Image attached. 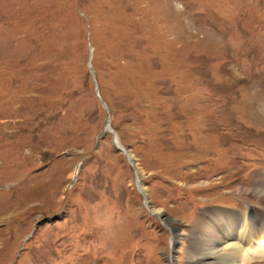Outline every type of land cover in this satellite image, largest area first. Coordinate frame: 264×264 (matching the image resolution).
I'll list each match as a JSON object with an SVG mask.
<instances>
[{"label":"rangeland","instance_id":"obj_1","mask_svg":"<svg viewBox=\"0 0 264 264\" xmlns=\"http://www.w3.org/2000/svg\"><path fill=\"white\" fill-rule=\"evenodd\" d=\"M263 174L264 0H0V264H193Z\"/></svg>","mask_w":264,"mask_h":264},{"label":"bare ground","instance_id":"obj_2","mask_svg":"<svg viewBox=\"0 0 264 264\" xmlns=\"http://www.w3.org/2000/svg\"><path fill=\"white\" fill-rule=\"evenodd\" d=\"M108 128L109 127L106 126L107 130ZM120 148L127 152L124 148ZM250 192L254 195L253 197L255 199L264 203V183ZM228 212L230 211L225 212L224 209H216L215 217L208 216V218L205 219L195 218V221L192 224L193 228L190 229V232H194L195 239L199 244L208 241V244L210 245H208L209 247L194 246L193 250L195 251H192L190 255L193 264H249L251 258L264 255V238H261V233L264 230V209L261 211L258 209L243 212L241 218L239 211L233 210L231 211L233 213L230 214L232 219L225 221V218L221 216H226L229 214ZM233 218L234 220L239 219V221L234 222ZM218 222L222 226H227L226 228H223L219 234H217L216 228L214 227ZM247 224L251 227L253 237L249 238L245 232L238 231L239 238L237 237L233 242L232 239L235 237L232 235L234 234L233 229L236 227L237 229H240ZM170 230L172 232L170 253L165 257L167 264H174V250L179 241H181L182 234L176 232V229L172 227ZM218 241H222L221 246L218 244ZM232 242L233 244H231ZM210 256L217 258L214 262H206L205 259Z\"/></svg>","mask_w":264,"mask_h":264},{"label":"water","instance_id":"obj_3","mask_svg":"<svg viewBox=\"0 0 264 264\" xmlns=\"http://www.w3.org/2000/svg\"><path fill=\"white\" fill-rule=\"evenodd\" d=\"M97 89V88H96Z\"/></svg>","mask_w":264,"mask_h":264}]
</instances>
